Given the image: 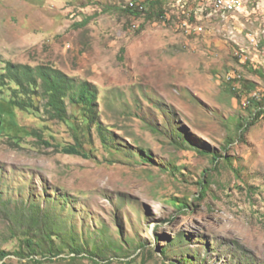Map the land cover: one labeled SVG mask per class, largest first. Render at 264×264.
I'll list each match as a JSON object with an SVG mask.
<instances>
[{"label":"rangeland","instance_id":"374dc122","mask_svg":"<svg viewBox=\"0 0 264 264\" xmlns=\"http://www.w3.org/2000/svg\"><path fill=\"white\" fill-rule=\"evenodd\" d=\"M219 7L0 0V68L51 64L97 92L90 126L44 99L0 123V264H264V0ZM76 143L88 158L59 150Z\"/></svg>","mask_w":264,"mask_h":264},{"label":"trees","instance_id":"16d2710c","mask_svg":"<svg viewBox=\"0 0 264 264\" xmlns=\"http://www.w3.org/2000/svg\"><path fill=\"white\" fill-rule=\"evenodd\" d=\"M147 3L153 4L154 2L147 1L145 4ZM125 11L133 16L140 14L137 5L128 6ZM157 15L163 16L161 11ZM40 99L45 100L44 111L50 119L65 121L71 127H77L78 120L89 126L96 122L97 92L90 82L76 81L73 77L51 64L33 66L12 60L3 61V65L0 68V123L3 125L5 118L13 122L16 111L37 113ZM68 104L76 107L74 108L76 111L71 113L72 115H68ZM263 113V109H258L257 117ZM97 130L102 143L105 144L106 135L100 124L97 125ZM28 133L36 137L39 142L50 145L49 141L43 139L38 129H32ZM59 150L63 153L80 155L85 158L89 156L88 152L79 143L63 145L59 147ZM218 157V154H213L212 160L217 161ZM200 185V192L203 195L207 190V185L203 181L200 182ZM178 206L184 207L183 203H179ZM46 237L51 238L50 235ZM24 243L28 247L30 254L36 253V244L38 248H41L39 241L35 242L29 237L24 239ZM49 250H51L53 255L59 252L57 250L54 251L51 247H49ZM71 250L75 253L83 252L80 247L73 246ZM97 250L91 251V254L100 256ZM19 253L21 251H18ZM6 256L7 252L0 251V260ZM35 262L40 263V261L36 260Z\"/></svg>","mask_w":264,"mask_h":264},{"label":"bare ground","instance_id":"6f19581e","mask_svg":"<svg viewBox=\"0 0 264 264\" xmlns=\"http://www.w3.org/2000/svg\"><path fill=\"white\" fill-rule=\"evenodd\" d=\"M239 0H237L236 1V5L235 6H230V5H223V4H218V3H216V1H215V3L218 5V6H220L219 7V11L222 9L223 11H230V10H233V9H235V8H237V2H238ZM218 8V7H217ZM221 12V11H220Z\"/></svg>","mask_w":264,"mask_h":264},{"label":"built area","instance_id":"2783aa9c","mask_svg":"<svg viewBox=\"0 0 264 264\" xmlns=\"http://www.w3.org/2000/svg\"><path fill=\"white\" fill-rule=\"evenodd\" d=\"M218 4L235 6L237 0H215Z\"/></svg>","mask_w":264,"mask_h":264}]
</instances>
